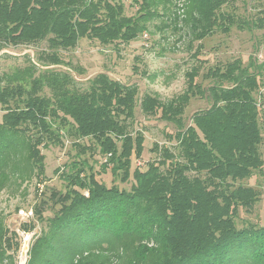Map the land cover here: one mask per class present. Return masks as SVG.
I'll use <instances>...</instances> for the list:
<instances>
[{
	"label": "trees",
	"instance_id": "1",
	"mask_svg": "<svg viewBox=\"0 0 264 264\" xmlns=\"http://www.w3.org/2000/svg\"><path fill=\"white\" fill-rule=\"evenodd\" d=\"M179 1L133 0L138 9L127 16L120 1L0 0V46L46 41L49 51L40 53V60L59 65L58 51L74 49L80 39L129 44L147 34L154 20L176 31L181 21L190 43L232 24L221 10L236 0H184L182 20L175 12ZM251 27L263 29L264 16ZM36 69L30 65L0 75V192L32 179L45 181L42 149L62 146L64 136L75 140L77 156L61 173L64 190L36 194L34 216L44 227L30 242L26 264H264V225H236L239 210L249 211L260 196L237 183L264 165L255 98L262 86L258 98L264 112V63L250 59L244 66L235 59L210 68L204 77L214 84L205 91L195 81L199 63L185 74L186 88L177 97L163 102L144 94L141 113L159 114L178 127L177 152L162 148L145 170L133 171L132 157H141L144 143L143 134L131 129L137 86L101 73L83 89L66 73ZM205 92L209 108L195 112L185 126L186 106ZM83 139L91 143L81 145ZM88 151L106 158L102 172L109 170L121 183L131 178L129 189L99 182L79 159ZM47 208L52 216L46 218ZM4 220L0 215V264H16L8 253L9 236L16 233Z\"/></svg>",
	"mask_w": 264,
	"mask_h": 264
},
{
	"label": "rangeland",
	"instance_id": "2",
	"mask_svg": "<svg viewBox=\"0 0 264 264\" xmlns=\"http://www.w3.org/2000/svg\"><path fill=\"white\" fill-rule=\"evenodd\" d=\"M120 1L125 6L127 16L135 15L138 5L130 0H108ZM177 15L180 20L185 17V2L181 0L175 3ZM172 8V7H171ZM157 11L163 13L162 5L156 7ZM171 11H173L171 9ZM222 13L230 15L232 24L226 23L228 31L216 29L211 36L200 41L190 43V34L187 27L178 24V31L173 27L162 29L160 20H154L149 25L147 40L139 37L129 44L101 45L97 41L86 38L80 39L74 49L58 51L61 64H44L39 56L40 53L48 52L46 41L34 45H22L17 47L0 46V75H11L30 65H35L36 72L45 69L54 70L70 75L80 88H86L88 82L98 74H106L109 78L119 81L124 85H136L138 94L136 97V108L132 132H141L144 136L143 152L140 158L132 157L131 171L136 167L145 170L146 163L158 159L162 148L171 153L177 152V141L174 138L178 127L155 116H145L141 113L139 103L144 94L156 95L161 101L166 102L180 95L186 88L185 74L192 66L201 64L199 76L196 83L202 85L204 91L214 84L210 78L204 77L208 69L215 66H223L235 59L241 60L247 66L250 59H254L257 65L264 63V28H252L251 23L262 19L264 16V0H236L224 6ZM169 15V14H166ZM167 17V16H166ZM169 20V19H168ZM248 24V25H247ZM190 43V44H189ZM200 46L199 52L197 47ZM196 53V56H195ZM47 65V66H45ZM38 73H36L37 75ZM263 91L262 86L255 94L260 110L259 123L261 126L262 143L260 152L264 162V112L258 95ZM45 93H49L45 90ZM211 102L205 92L203 97L191 98L182 116L183 124L190 125L191 117L195 112L209 108ZM3 111L0 109V121ZM75 140L64 136L62 146H49L42 149L45 165V181L37 183L32 179L23 184L20 189L7 188L0 192V215L5 218V225L9 231L16 233V237L9 240L8 253L12 255L17 264L22 240L18 232L32 235L31 240L36 238L44 225L38 222L34 216V205L37 202L36 194L44 192L48 197L49 190H64L61 173L68 172L69 163L76 159L77 151L73 147ZM81 145L88 146L91 141L80 140ZM154 145L158 146V152L153 151ZM85 159L96 173V179L106 186L116 185L120 189L128 190L132 179L121 183L118 178H113L108 171L102 172L100 165L105 162V157L99 154L92 156L86 152L79 157ZM58 170V172H57ZM237 184L255 189L259 199L249 211L239 210L236 220L238 228L246 224L264 225V165L260 172H256L249 179L239 181ZM38 189L36 193L35 189ZM19 211L32 213V216L21 218ZM52 211L48 208L43 212V217H51ZM22 225H34L33 229L24 231ZM33 239V240H34Z\"/></svg>",
	"mask_w": 264,
	"mask_h": 264
},
{
	"label": "built area",
	"instance_id": "3",
	"mask_svg": "<svg viewBox=\"0 0 264 264\" xmlns=\"http://www.w3.org/2000/svg\"><path fill=\"white\" fill-rule=\"evenodd\" d=\"M126 1H130V0H126ZM147 34H143V38H144V40H147ZM19 216L21 217V218H29V216L31 217L32 216V213L31 212H29V213H24L23 211H19ZM18 234L20 235V237H21V240H22V245H23V242L24 241H27L28 243H29V246H30V242H31V238H32V235H26L25 233H21V232H18ZM21 249H22V246H21ZM21 251V250H20ZM28 252H29V250H28ZM19 255H20V253H19ZM27 259H28V253H27ZM27 262V261H26ZM17 264H19V257H18V262H17Z\"/></svg>",
	"mask_w": 264,
	"mask_h": 264
},
{
	"label": "water",
	"instance_id": "4",
	"mask_svg": "<svg viewBox=\"0 0 264 264\" xmlns=\"http://www.w3.org/2000/svg\"><path fill=\"white\" fill-rule=\"evenodd\" d=\"M28 250L29 243L27 241H24L19 255V264H26Z\"/></svg>",
	"mask_w": 264,
	"mask_h": 264
}]
</instances>
